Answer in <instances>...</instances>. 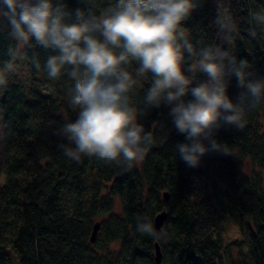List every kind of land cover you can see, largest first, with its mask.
I'll return each instance as SVG.
<instances>
[{"label":"trees","instance_id":"16d2710c","mask_svg":"<svg viewBox=\"0 0 264 264\" xmlns=\"http://www.w3.org/2000/svg\"><path fill=\"white\" fill-rule=\"evenodd\" d=\"M61 2L75 10L85 8L87 0ZM222 2L240 29L234 55L245 60L257 78L264 77V31L256 28L252 38L248 23L250 11H264V0ZM216 6L217 0H199L184 22L194 44H221L213 24ZM14 43L0 32V61L8 59ZM50 54L35 46L21 59L31 78L37 75L44 82L45 93L35 85L24 89L15 73L7 89L0 90L1 134L7 150L0 157V264H11L12 254L17 264H157L155 242L161 251L159 264H237L231 248H244L251 264H264V103L247 113L244 131L221 122L214 138L227 143L233 154L208 152L198 167H188L180 159L176 145L188 141L173 126L165 105L143 109L146 113L138 122L153 131L156 145L130 172L95 158L76 163L57 148L67 141L55 130L65 118L74 122L77 113L68 103L67 78L51 81L44 71ZM33 55L40 59L39 70L31 63ZM199 79L206 77L201 74ZM228 80V95L235 103L243 89L234 76ZM149 83L150 77L139 84L136 105L142 103ZM185 99H192L191 94ZM107 185L108 198L100 197ZM111 197L119 199V212L111 210ZM161 210L166 212L161 239L136 231L138 217L152 222ZM96 216L104 218L90 242ZM226 220L236 224L241 239L225 242ZM114 242L116 250L109 248ZM98 244L102 253L92 248Z\"/></svg>","mask_w":264,"mask_h":264},{"label":"clouds","instance_id":"9594fccd","mask_svg":"<svg viewBox=\"0 0 264 264\" xmlns=\"http://www.w3.org/2000/svg\"><path fill=\"white\" fill-rule=\"evenodd\" d=\"M198 6L199 0H87L85 8L69 10L61 0H0V32L15 42L0 61V90L7 89L25 50L39 46L53 53L44 71L51 81L67 78L68 103L77 113L54 132L67 141L57 144L67 159L95 158L130 172L156 145L153 131L138 119L143 109L162 105L188 141L176 145L188 167H198L208 152L232 155L214 131L221 122L244 131L247 113L264 103V77L234 55L240 29L222 0L213 20L221 44L192 42L184 22ZM248 23L255 38L256 28L264 31V11H250ZM31 63L41 68L37 55ZM232 76L243 89L235 103L228 95ZM149 77L136 105L138 86ZM136 231L157 240L164 235L139 217Z\"/></svg>","mask_w":264,"mask_h":264},{"label":"rangeland","instance_id":"374dc122","mask_svg":"<svg viewBox=\"0 0 264 264\" xmlns=\"http://www.w3.org/2000/svg\"><path fill=\"white\" fill-rule=\"evenodd\" d=\"M18 66L19 67L15 72V78L21 83V85L24 87V89L30 88V85H35V87H38L39 89H41V92L45 93V91L43 89V87L45 86L44 82H41L40 81L41 78L38 77L37 75L34 76V78H31L33 76V74H30L29 66L27 65V63L25 61L21 60L20 63L18 64ZM1 133H2V127L0 125V157H4L7 153V150L5 148ZM244 169H245V171H248V168L246 166L244 167ZM0 180H2V177H0ZM108 186L109 185H107L104 189L101 190L100 197H107L108 196ZM110 200H111V205H112L111 210L114 212H119V209H120L119 199L117 197H111ZM103 218H104V216H96L94 218V220H95L94 222H96V221L99 222ZM223 229H224L223 236H224V240L226 243L242 238V235L240 234L236 224L231 220H226L223 222ZM117 247H118L117 242L111 243L109 245V248L113 249V250H116ZM92 248L94 250H99L98 252H101L100 251L101 250L100 244L94 245V246H92ZM102 250L106 251V247L103 248ZM12 256L13 257L11 260V264H17L16 259H15L13 254H12ZM230 256L232 257V259L235 262H237V264H251L250 261L248 260V258L244 255V248L242 249V252H239L238 250L231 248Z\"/></svg>","mask_w":264,"mask_h":264},{"label":"water","instance_id":"95a60500","mask_svg":"<svg viewBox=\"0 0 264 264\" xmlns=\"http://www.w3.org/2000/svg\"><path fill=\"white\" fill-rule=\"evenodd\" d=\"M166 198H167V193L163 192V199H166ZM165 217H166L165 210H161L160 212L154 215L152 219V223L156 230L159 231L161 229V226L163 224V221L165 220ZM99 226H100V223L98 221L92 224V228H91L90 235H89L90 242H93L95 240L96 233L99 229ZM154 259L157 264L160 263L161 251H160V247L157 242L154 243Z\"/></svg>","mask_w":264,"mask_h":264}]
</instances>
